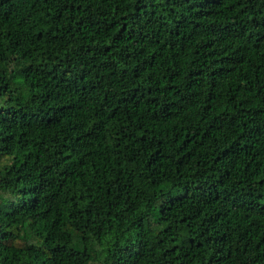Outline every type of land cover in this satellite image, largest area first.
Instances as JSON below:
<instances>
[{
  "label": "trees",
  "instance_id": "1",
  "mask_svg": "<svg viewBox=\"0 0 264 264\" xmlns=\"http://www.w3.org/2000/svg\"><path fill=\"white\" fill-rule=\"evenodd\" d=\"M0 264H264V0H0Z\"/></svg>",
  "mask_w": 264,
  "mask_h": 264
}]
</instances>
